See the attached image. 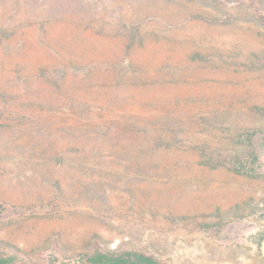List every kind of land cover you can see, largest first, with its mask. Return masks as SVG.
<instances>
[{"label":"rangeland","instance_id":"obj_1","mask_svg":"<svg viewBox=\"0 0 264 264\" xmlns=\"http://www.w3.org/2000/svg\"><path fill=\"white\" fill-rule=\"evenodd\" d=\"M263 231L264 0H0V254L260 264Z\"/></svg>","mask_w":264,"mask_h":264},{"label":"trees","instance_id":"obj_2","mask_svg":"<svg viewBox=\"0 0 264 264\" xmlns=\"http://www.w3.org/2000/svg\"><path fill=\"white\" fill-rule=\"evenodd\" d=\"M252 137V136H251ZM243 142H250L246 141V139H241ZM253 164L256 165L259 162L258 157H253L252 160ZM240 173H247L258 175L255 169L247 170L241 168H236ZM264 240V231L261 234L259 241L257 243L261 263L264 264V256L262 253V243ZM78 264H164L161 261L148 256L144 253L140 252H132V251H125V252H116V251H104V252H95L92 254H80L77 257ZM0 264H18L17 259L12 255H5L0 254ZM21 264H28V263H21Z\"/></svg>","mask_w":264,"mask_h":264},{"label":"crops","instance_id":"obj_3","mask_svg":"<svg viewBox=\"0 0 264 264\" xmlns=\"http://www.w3.org/2000/svg\"><path fill=\"white\" fill-rule=\"evenodd\" d=\"M262 253H263V256H264V240H263V243H262Z\"/></svg>","mask_w":264,"mask_h":264}]
</instances>
